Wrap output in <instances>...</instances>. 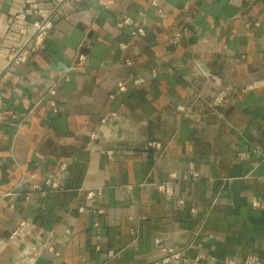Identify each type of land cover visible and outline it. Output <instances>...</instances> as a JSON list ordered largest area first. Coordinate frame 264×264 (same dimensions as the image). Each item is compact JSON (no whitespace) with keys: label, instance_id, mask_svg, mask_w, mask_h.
I'll return each mask as SVG.
<instances>
[{"label":"crops","instance_id":"1","mask_svg":"<svg viewBox=\"0 0 264 264\" xmlns=\"http://www.w3.org/2000/svg\"><path fill=\"white\" fill-rule=\"evenodd\" d=\"M25 2L0 0V50L18 43L11 19ZM0 96V264L29 243L56 252L38 264H152L198 231L201 264L264 259V0H80L29 62L0 60ZM105 116L111 135L92 140ZM49 176L60 189L26 200Z\"/></svg>","mask_w":264,"mask_h":264},{"label":"built area","instance_id":"2","mask_svg":"<svg viewBox=\"0 0 264 264\" xmlns=\"http://www.w3.org/2000/svg\"><path fill=\"white\" fill-rule=\"evenodd\" d=\"M80 0H48L49 6H40L31 0H26L25 5L12 16V23L16 24L17 32L19 35L18 43L9 46L4 50H0V60L3 61V68L19 67L27 62H29L33 56L41 49L43 46L50 30L54 26V21L57 15L65 7L72 8L76 2ZM132 20L130 18H125L118 23V26L130 25ZM133 34L143 35V29L139 28L133 32ZM174 42L179 41V34H177L174 39ZM79 60H83V57L80 56ZM155 75V72L152 73V76ZM119 92H125L126 87L123 83L118 84ZM55 95V89L52 87L48 92V103L52 108L54 113L57 112L56 102L53 99ZM226 96V91H221L217 96L212 100L211 105L217 107L221 104L222 100ZM3 108V100L0 96V120L1 113ZM177 110L182 113L185 117H192L193 114L191 110L184 106H177ZM111 127L109 123L108 116H105L100 121L99 128L93 130L90 134L92 140H97L105 137L106 135H111ZM146 149H155L156 151H164V145L161 142L150 140L145 144ZM109 159L114 158L113 150H102ZM241 157H246V154H240ZM61 168H65V164L61 165ZM170 177L174 180L178 179V176L175 172H171ZM187 177H184L186 179ZM200 178V174L194 170H191V179L196 181ZM43 188L40 185L35 184L26 193L25 199L28 200L31 192L36 191L39 195H44L48 190L56 191L60 189L59 181L53 177L49 176L43 182ZM158 192L163 194L166 198H169L172 195V182L165 181L156 185ZM100 191V190H99ZM182 203V200H179ZM260 208H264V203L257 202L255 203ZM83 208H79L82 210ZM101 209L97 210V213H102ZM29 223L26 220H21L16 228L12 230L9 235V239H15L21 234H23L28 228ZM98 229L97 223L95 224ZM201 232H194L193 239L194 241L190 242L188 245L182 247H171L167 248L164 251V254L152 262V264H172L177 262L179 264H201L206 259V254L203 251V244L200 241ZM100 237L98 236L97 239ZM191 247L195 249V256L193 260L188 259V252ZM99 249V246L96 247ZM48 251L56 254L53 246H47L40 243H29L23 246L20 251L19 257L15 264H38L42 258L43 252ZM110 256H113V252L109 253ZM225 264H264V259L255 255V254H246L241 260H236L233 257H225L223 260Z\"/></svg>","mask_w":264,"mask_h":264}]
</instances>
